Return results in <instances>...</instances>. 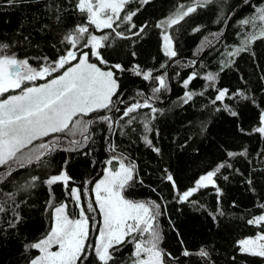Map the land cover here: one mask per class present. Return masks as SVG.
<instances>
[{
	"label": "trees",
	"instance_id": "16d2710c",
	"mask_svg": "<svg viewBox=\"0 0 264 264\" xmlns=\"http://www.w3.org/2000/svg\"><path fill=\"white\" fill-rule=\"evenodd\" d=\"M75 2L15 0L9 4L8 0H0V42L11 43L12 50L20 58L28 57L33 64L36 61L31 58L35 57L46 55L55 59L57 50L66 47L59 43L63 35L74 25L85 23V18L73 9ZM192 2L149 0L144 4L142 0H131L125 10L139 9L132 20L137 28L129 30L126 23L121 24L117 31H123L129 38L110 36V45L101 50L107 64L99 65L95 57L90 58L116 74L121 98L128 102H133V98L142 102L138 92L151 96L152 89L158 87L157 81L136 75L133 71L136 65L144 72L151 71L153 77L165 76L168 88L156 94L159 98L153 105L162 111L155 114L151 121L153 131L148 133L152 145L160 152H155L153 146L142 139L144 132L140 120L123 127V135L124 121L116 126L114 134L98 122L93 125L92 141L78 151H57L50 157V168L33 166L14 172L0 183V203L5 208L0 212V264H28L31 257L39 254L34 249L26 252L25 245L40 239L51 228L54 206L67 202L70 213L78 215L68 195L69 188L86 187L88 193L87 196L81 193L82 202L94 201V182L103 177L105 162L113 155L108 150L109 140L116 146L115 154H123L135 162L143 180V184L137 183L129 190L130 198L153 200L161 205L163 214L159 217V228L163 240L160 246L177 258L172 264H209L200 256L182 255L185 249L196 253L201 248L209 251L211 264H264V257L241 253L238 244L245 237L264 232V224L247 223L264 213L260 207L264 204V135L253 131L260 126V114L264 111V40L255 41L250 51L234 58L226 56L240 44L242 35L237 33L256 31L251 26L242 28L238 22L264 6V0H215L206 7H197L195 13L170 28L177 56L169 58L162 50V28L156 25L171 15L178 4ZM145 24L148 27L144 33L132 35ZM195 27H200V31L193 32ZM92 30L96 35L110 31ZM221 32L218 41L213 39V33ZM206 37L212 44L202 49ZM226 60L234 62L223 66ZM115 64L122 65L125 70L112 67ZM193 72L196 78L185 87L184 80ZM208 73L218 74L217 79L208 81ZM225 88L229 93L243 92L248 99L228 96L213 103L217 89ZM186 92L194 93L187 103L184 102ZM233 111L238 115L233 116ZM149 112V109H141V117ZM111 115L116 119L121 113ZM64 146L68 147L67 143ZM229 152L245 154L229 157ZM221 163L230 164L231 168L221 169L215 178L221 190L219 197L216 188L209 185L191 198L196 205L177 202L165 170L173 176L175 188L182 192ZM62 168L72 177L67 188L62 182L50 187L37 182L36 187L27 191L18 188L31 175L46 179ZM223 176L228 179L224 180ZM9 193L15 194L14 202L9 199ZM13 208L22 218L14 229L8 226V222L14 220ZM94 215L98 229L101 215L99 212ZM97 234L91 231V243H95ZM132 253L133 245L126 244L117 255L118 264H131Z\"/></svg>",
	"mask_w": 264,
	"mask_h": 264
},
{
	"label": "snow or ice",
	"instance_id": "6c2138e0",
	"mask_svg": "<svg viewBox=\"0 0 264 264\" xmlns=\"http://www.w3.org/2000/svg\"><path fill=\"white\" fill-rule=\"evenodd\" d=\"M14 2L15 0H8L9 4ZM130 2L131 0H76L73 9L85 18V23L74 25L63 35L59 43L66 47L62 51L57 50L55 59L46 55L35 57L31 58L36 61L33 64L28 57L20 58L12 50L11 43L0 42V97H4L0 99V183L21 169L33 166L41 169L50 168V157L57 151H78L85 147L93 140L95 134L93 125L98 122L105 124L108 132L114 134L116 126L120 125V121H124L121 128L123 135L125 134L123 127H129L140 120L144 132L142 139L149 146H153L148 133L153 131L151 121L155 119V114L162 111L153 105L159 98L156 94L161 89L168 88L165 76L153 77L151 71L144 72L139 65H136L133 69L135 74H142L145 80L157 81L158 87L152 89L151 96L138 92L137 95L142 97V102L135 98L133 102H128L121 98L116 74L111 69L104 70L98 66V63L90 62V58L95 57L99 65L108 63L101 50L110 45V36L129 38L123 31H117L121 24L126 23L129 30L137 28L132 20L139 9L125 10ZM148 2L149 0H142L144 4ZM214 2L215 0H193L188 5L178 4L171 15L157 23L156 27L164 29L162 40L166 56L169 58L177 56L173 37L166 29L195 13L197 7H206ZM57 20H61L59 15ZM238 23L242 28L251 26L256 31L237 33L242 35L240 44L233 51L226 53L227 57L234 58L242 52H248L255 41L264 40V6ZM147 27V24L140 26L138 31L132 32V35L140 36ZM92 29L110 31L96 35ZM198 31L200 27L193 28V32ZM212 36L218 41L222 32L213 33ZM211 44L212 41L206 37L201 48ZM232 62L234 60H226L223 66ZM112 67L120 71L125 70L120 64ZM196 75L195 72L189 75L184 80V86L187 87ZM217 75L208 73L206 79L215 81ZM15 90H19L18 94H8ZM217 92L213 103L223 101L228 96L248 99L240 91L229 93L225 88L217 89ZM193 95L192 92H186L184 102L191 100ZM121 105L124 106L123 109ZM141 109H149L150 112L144 113L141 117ZM114 112H119L121 115L114 119L111 115ZM232 115L236 116L238 113L233 111ZM253 131L264 135V111L260 114V126ZM77 136L79 139L76 138ZM65 143L68 147L64 146ZM108 150L113 155L105 162L103 177L94 182L92 189L94 201L89 199L86 204L82 202L81 193L83 192L85 196L88 193L86 187L69 188L68 195L74 201L78 215L70 213L67 202L54 206L51 228L40 239L25 245L26 252L34 249L39 253L31 257L28 264H118L117 255L126 244L133 245L131 264H172L177 260L160 246L163 240L159 228V217L163 214L161 205L153 200L130 198L129 190L137 183L143 184L137 165L123 154H115L116 146L111 140ZM153 150L160 152V149L154 146ZM244 154L227 153L229 157ZM225 167L231 168V165L219 164L214 170L200 176L192 187L182 192L175 188L176 182L166 170L165 176L173 185L177 202L196 205L197 202L191 198L209 185L216 188L219 197L221 190L216 185L215 178ZM223 179L227 180L228 177L223 176ZM70 181L72 177L62 168L58 174L50 175L46 179H42L39 175H31L18 188L20 191H27L36 187L37 182L49 187L62 182L67 188ZM247 182L249 185L252 183L251 180ZM8 197L15 201V194L9 193ZM260 207L264 211V204ZM4 211V205L0 203V212ZM97 212L102 217L98 229L95 228L94 215ZM13 214L14 220L9 221L8 226L14 229L22 218L15 212V208ZM247 223L264 224V214L249 219ZM91 231L98 232L94 244L89 241ZM238 244L241 253L264 257V233L240 240ZM182 255L185 257L197 255L207 259L211 264L210 253L205 248L199 249L196 253L185 249Z\"/></svg>",
	"mask_w": 264,
	"mask_h": 264
},
{
	"label": "rangeland",
	"instance_id": "374dc122",
	"mask_svg": "<svg viewBox=\"0 0 264 264\" xmlns=\"http://www.w3.org/2000/svg\"><path fill=\"white\" fill-rule=\"evenodd\" d=\"M166 19V18H165ZM167 30V32L170 34V28H167L166 29ZM162 31H164V29H162ZM171 35V34H170ZM161 38H162V33H161ZM162 50H163V40H162ZM163 52H164V50H163ZM91 63H95V62H92V61H90ZM99 66V65H98ZM104 70H109V69H104ZM39 83H44V81H42V82H39ZM11 94H18V92H14V93H11ZM0 99H3V98H0ZM115 163L116 162H114V165H115ZM105 174V173H104ZM101 179V178H100ZM98 181V180H97ZM94 187V186H93ZM92 196H93V198H95L94 197V192L92 191ZM53 214H54V210H53ZM264 214V213H263ZM261 215V214H260ZM259 216V215H258ZM256 217V216H255ZM101 221H102V217H101ZM100 226H101V224H100ZM261 233H264V232H260L259 234H261ZM98 235V234H97ZM258 235V234H257ZM257 235H255V236H250V237H245V238H243V239H247V238H251V237H256ZM97 237V236H96ZM96 237H95V242H96ZM243 239H241V240H243ZM53 250H55V248L53 249ZM39 255V254H38Z\"/></svg>",
	"mask_w": 264,
	"mask_h": 264
}]
</instances>
